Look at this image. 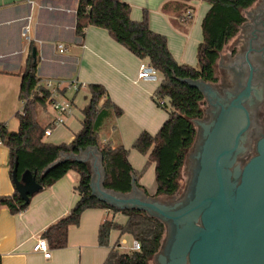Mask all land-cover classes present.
<instances>
[{
    "label": "trees",
    "instance_id": "1",
    "mask_svg": "<svg viewBox=\"0 0 264 264\" xmlns=\"http://www.w3.org/2000/svg\"><path fill=\"white\" fill-rule=\"evenodd\" d=\"M210 9L202 21L203 40L197 49V66L179 64L171 53L168 39L154 32L145 14L141 21L131 18V6L122 0H80L77 10L76 33L84 37L87 28L105 29L120 45L141 60H147L160 74L161 82L155 92L154 102L168 113V119L156 135L143 132L133 144L140 154L147 157V164H156V196H172L181 192L182 169L186 153L196 137L194 119L202 117L203 94L185 80L217 81V62L226 44L239 32L245 21L243 11L256 0H202ZM193 0H166L162 12L169 16L171 24L179 31L188 33L194 17ZM38 59L30 56L22 74L20 100L24 103L22 113L17 114L18 131L9 130L0 123V142L10 151L11 177L15 192L0 197V210L7 207L12 214L29 208L31 199L24 200L17 191L15 178L21 181L26 172H31L43 189L52 187L71 172L79 175L76 192L79 201L70 213L47 229L43 237L50 247L63 249L68 246L69 229L79 226L82 215L90 209L110 210L123 215L124 223L106 219L99 228L98 241L101 247L111 248L113 232L120 238L130 236L141 243L139 252H123L117 245L111 248L104 264H150L159 252L165 236V225L144 211L119 210L92 195V173L86 163L66 160L48 168L62 155H79L88 148H97L103 157L106 172L104 186L119 193H129L133 179L137 187L148 196L141 185L144 171H137L131 164L130 151L123 146L105 142L100 133L108 124L123 115V110L110 98L102 84H90V98L83 109L82 128L69 144L55 145L44 142L46 128L39 116L52 100V93L39 87ZM146 169V168H145ZM41 190V191H42ZM40 191V192H41ZM1 264V258H0Z\"/></svg>",
    "mask_w": 264,
    "mask_h": 264
},
{
    "label": "crops",
    "instance_id": "2",
    "mask_svg": "<svg viewBox=\"0 0 264 264\" xmlns=\"http://www.w3.org/2000/svg\"><path fill=\"white\" fill-rule=\"evenodd\" d=\"M122 1L131 6L132 20L141 21L145 14L148 15L151 29L166 36L169 49L179 64L197 66L198 61L194 62L193 53L203 37L200 38L196 33L187 39V33L177 30L169 16L162 12L166 0ZM79 3L80 0H0V121L5 122L9 130L17 131V125L9 127V124L20 100L22 74L35 49L41 82L62 81L56 98L65 95L70 88L88 90L90 84L106 87L112 101L123 110V115L112 122L114 132L110 136H103V140L112 141L111 136L117 137L118 144L128 148L129 145L133 146L141 133L156 135L165 123L161 122L158 127V106L154 102V95L159 84L139 80L141 65L149 62L141 60L117 43L105 29L91 26L83 38L77 35ZM209 9L208 5L205 10L208 12ZM27 25H30V41L23 36ZM60 45L65 47L63 53H60ZM74 111L59 128L71 124ZM49 113L53 115L50 119L47 118ZM56 117L57 113L48 106L41 112L40 119L45 121L43 127L47 128ZM76 134L72 133L63 144L71 143ZM47 138H44V142L51 143ZM131 156L130 151L129 160L138 171ZM79 180L78 174L69 173L52 187L34 195L29 208L19 214H12L7 207L1 208V264L105 263L111 248L116 245V238H120L119 232H113L111 248L99 245V228L109 219L110 210L85 211L80 225L69 229L68 246L63 249L50 247V258L33 250L36 238L43 236L47 229L67 216L78 203L76 187ZM140 183L149 194L153 193L148 190L143 178ZM14 192L10 151L1 143L0 197L11 196Z\"/></svg>",
    "mask_w": 264,
    "mask_h": 264
},
{
    "label": "water",
    "instance_id": "3",
    "mask_svg": "<svg viewBox=\"0 0 264 264\" xmlns=\"http://www.w3.org/2000/svg\"><path fill=\"white\" fill-rule=\"evenodd\" d=\"M36 57V50H33ZM202 91L203 80H185ZM97 153L93 163L92 195L119 210L146 212L164 224H176L177 237H170L165 245L162 264H264V140L259 144V155L245 167L240 182L229 188L221 170L222 162L230 152H223L215 163L218 174L216 186L202 191L193 204L180 211L166 205L158 197L148 196L136 185L129 193H119L105 188L106 172L103 157L97 148H88L79 155L67 154L53 163L73 160L86 163L84 154ZM17 191L26 201L42 190L31 172L22 180L15 178ZM198 218L201 227L196 226ZM184 222H188L182 227Z\"/></svg>",
    "mask_w": 264,
    "mask_h": 264
},
{
    "label": "flooded vegetation",
    "instance_id": "4",
    "mask_svg": "<svg viewBox=\"0 0 264 264\" xmlns=\"http://www.w3.org/2000/svg\"><path fill=\"white\" fill-rule=\"evenodd\" d=\"M243 13L245 21L218 59L217 81L202 85L203 114L192 120L197 132L182 169L184 188L178 195L158 198L174 211L189 207L202 191L216 186L215 163L223 152H230L221 170L229 188L240 182L245 167L259 155L264 140V0H256ZM195 224L202 226L199 218ZM164 225L158 255H166V243L177 237L176 224ZM154 258L162 264L160 256Z\"/></svg>",
    "mask_w": 264,
    "mask_h": 264
},
{
    "label": "rangeland",
    "instance_id": "5",
    "mask_svg": "<svg viewBox=\"0 0 264 264\" xmlns=\"http://www.w3.org/2000/svg\"><path fill=\"white\" fill-rule=\"evenodd\" d=\"M192 4L195 7V13H194V17H193V19L191 21V24L189 26L190 27L189 28V32L186 34L187 39H189V36L192 37V35L193 36L196 35V33L198 34V36H200V38L203 37V34H202V21H203L205 15H206V12H207L206 10L208 9V4L206 2H204V1H202V0L201 1L193 0ZM193 42H194V39H193ZM193 44H195V43H193ZM193 56H194V62H196V60H197V48L196 47L194 49ZM160 82H161V77H160V80L158 81V84ZM89 96H90L89 90H85V89L77 90V89H74V88H70V89H68L66 91L65 95L58 96L56 98V101L58 103H64L65 101H69L71 104L72 103L74 104V102H75V105H73V107H74L73 110H75V111H74L73 118H71V120H72L71 124L69 125L67 123V127L58 128L53 133V135L51 137L47 138V140L49 142L54 143L56 145H60V144L65 143L70 138L72 133L80 132V130L82 128V122H83V112H82V110L88 104ZM23 108H24V103L19 100L18 101V105H17V109L13 112L14 118H12V122H10V124H9V127H14V126L17 125V127H16L17 131L19 129V120H18L16 114H17V112L22 113L23 112ZM51 108H52V106L49 105V109L50 110H51ZM157 109H158V127H159L161 125V122L163 124L167 120L168 113H167V111L165 109H163V107H159L158 106ZM42 111H44V110H42ZM41 112H40L39 120H40V124L42 126H44L45 125V121L42 118L40 119ZM52 116L53 115L51 113H49V116H47V118L50 119ZM162 120H164V121H162ZM0 123L6 124L5 122H2V121H0ZM112 124L113 123L108 124L101 131L100 135H101L102 138H103V136H110L114 132L113 127L111 126ZM108 126H110V128ZM111 138H112L113 145H119L117 137L111 136ZM127 149L129 151H131V153H132L131 160H132L134 166L136 168H138V171H140V172L144 171L142 178H143L148 190H151V192H153V193L150 194V196L158 197V196L155 195L156 193H154V192H156L155 190H156V187H157L156 186V173H155L156 164L155 163H151L150 165H148L146 167V164H147V157L146 156L140 154L135 149H133L132 145H129V147ZM96 157H98L97 153H93L92 151H89L86 154V156L84 157L86 159V164H88V166H89V168H90L92 173H93V163H94V160L96 159ZM183 173H184V171H183ZM184 177H185V175H184ZM184 185H185V180L182 179L181 192H182V190L184 188ZM158 198L159 199L160 198L163 199L160 196ZM108 217H109V219H114V220H116L117 222H120V223H124L126 221V218L123 215L118 214V213H114L113 211L110 212V215ZM120 239L121 240L122 239H126L127 247H130L133 244V241H134V239L132 237L126 235V236H123L122 238H119L118 240L116 238V245L118 244V241ZM113 240H114V238L111 239V241H113ZM120 251H122V250H120ZM150 264H156V261H155L154 257L150 260Z\"/></svg>",
    "mask_w": 264,
    "mask_h": 264
},
{
    "label": "built area",
    "instance_id": "6",
    "mask_svg": "<svg viewBox=\"0 0 264 264\" xmlns=\"http://www.w3.org/2000/svg\"><path fill=\"white\" fill-rule=\"evenodd\" d=\"M23 36L30 41L29 33H30V25H27L23 31ZM60 53H63L65 47L63 45L59 46ZM160 74L158 71L149 63L142 64L140 67V72L138 75L139 80L149 81V82H158L160 80ZM62 81H46L40 82L39 87L42 89L48 90L52 93V102L50 105L53 110L57 113V117L54 121L46 128L44 138L50 137L53 132L64 125L66 122V118L73 113V105L69 101H65L64 103H58L56 101V93L57 89L61 86ZM1 144V142H0ZM117 248L124 252H139L141 251V243L137 240L133 241V244L130 247H127L126 239H120L117 244ZM34 252L41 253L45 258L51 257V248L49 242L43 236H39L36 238V243L33 248Z\"/></svg>",
    "mask_w": 264,
    "mask_h": 264
}]
</instances>
